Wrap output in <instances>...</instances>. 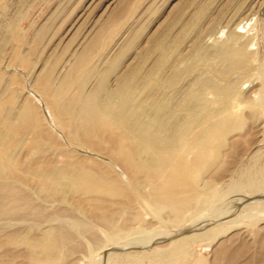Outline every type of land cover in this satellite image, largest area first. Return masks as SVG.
I'll return each mask as SVG.
<instances>
[{"label":"rangeland","instance_id":"rangeland-1","mask_svg":"<svg viewBox=\"0 0 264 264\" xmlns=\"http://www.w3.org/2000/svg\"><path fill=\"white\" fill-rule=\"evenodd\" d=\"M226 43L241 48L243 70H228L217 57L215 49ZM202 52L206 63L195 61ZM172 68L180 76L160 92L171 94L173 106L207 78L238 88L234 129L204 171L210 185L179 215L146 202L105 156L71 140L64 127L70 118L47 103L67 78L60 101L89 93L101 80L111 90L117 76L130 73L142 98L141 76L158 83ZM43 80L49 96L40 92ZM204 97L211 109L220 106L208 90ZM0 99H11L15 112L34 105L44 132L38 143L30 133L19 137L10 158L0 160V264H264V0H0ZM95 159L96 169L106 164L119 176L129 205L115 194L101 200L69 193L60 201L37 188L31 174L25 184L12 178L27 167ZM20 193L28 199L13 200ZM49 225L68 236L53 259L41 246L31 259L20 237L38 238Z\"/></svg>","mask_w":264,"mask_h":264},{"label":"bare ground","instance_id":"bare-ground-1","mask_svg":"<svg viewBox=\"0 0 264 264\" xmlns=\"http://www.w3.org/2000/svg\"><path fill=\"white\" fill-rule=\"evenodd\" d=\"M229 38L232 39L231 36ZM215 50L226 69H244L245 60L241 48H234L232 43H226ZM196 57L195 61H208L206 52L199 53ZM155 63L157 67L162 66L163 56H159ZM194 64L195 62L191 63L184 70L193 69ZM179 72L172 68L169 76L158 83H152L149 75L141 76V90L145 91L142 98L135 95L138 91L137 81L139 82L136 73H130L131 76L128 77L117 76L115 87L111 90H107L101 80L89 93H76L75 97L68 96L69 99L60 101L62 92L67 91L71 82L67 78L63 87L56 92L55 98L47 102L51 110L64 113L70 118V122L64 123V127L71 140L81 141L84 148L105 156L107 164L125 177L146 202L148 200L156 203V206L158 204L169 208L178 215L192 206L194 198L210 185L208 180L203 179L204 171L218 156L225 136L234 129L233 120L238 114V105L234 104L232 97L237 95L238 88L233 84L221 86L209 78L200 82L195 90L187 93L181 90L182 100L177 106H173L171 94L160 91L163 86L175 83L180 76ZM205 90L214 96L215 103L220 104L217 109H211L210 102L204 97ZM49 91L48 83L43 80L40 92L49 96ZM12 104L11 99H0V110L5 108L6 111L4 115H0V160L10 158L9 149L16 147L19 137L24 134L33 135L36 138L32 140L34 143H38L37 137L44 134L34 105L26 103L15 112L14 108H10ZM10 134L17 136L16 139L12 137V143L7 138ZM89 160L61 168L50 165L27 167L22 171L23 174H14L12 178L25 184L30 177L27 178L26 174H31L32 183L34 178L38 182L36 187L39 184L40 189L58 196L60 201H64L69 193L79 194L84 199H101L103 195L115 194L125 197L129 205L128 193L123 189L119 176L104 163L103 168L96 169L99 161ZM92 164L96 165L90 166ZM29 185L32 187V184ZM146 187L147 193L143 192ZM25 193L14 196L13 200L18 197L27 200L28 195ZM81 206L84 205L81 204L78 208ZM104 220L115 224L113 219ZM47 224L50 222L43 225ZM47 227L46 230H41L38 238L29 239L27 233L20 237L21 241L29 244L31 259L35 258L34 248L38 246L44 249L47 257L52 258L64 237L68 236L59 228L50 225Z\"/></svg>","mask_w":264,"mask_h":264}]
</instances>
